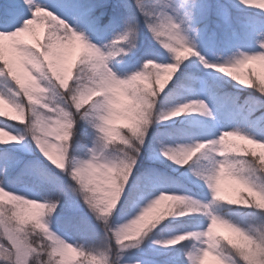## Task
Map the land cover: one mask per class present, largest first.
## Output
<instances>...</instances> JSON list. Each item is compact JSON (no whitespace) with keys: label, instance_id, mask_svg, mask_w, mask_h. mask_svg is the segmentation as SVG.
<instances>
[{"label":"clouds","instance_id":"obj_1","mask_svg":"<svg viewBox=\"0 0 264 264\" xmlns=\"http://www.w3.org/2000/svg\"><path fill=\"white\" fill-rule=\"evenodd\" d=\"M241 2L264 11V0ZM134 3L170 61L148 57L123 75L114 65L139 43L132 16L121 31L98 43L58 16L49 0H22L28 18L10 31L0 30V145L30 141L70 181L54 197L13 189L0 174V264H129L125 249L139 247L167 218L191 214L205 217L206 226L155 242H187L189 264H264V130L236 127L215 139L160 145L170 149L162 155L177 166L195 158L191 171L210 199L160 192L135 215L113 223L152 129L180 108L214 118L202 101L162 107L161 97L185 61L198 57L213 75L264 97V41L258 51L209 63L196 51L183 20L170 18L163 4ZM80 122L92 131L91 147L82 153L74 147ZM68 191L101 223L100 243L70 242L54 230ZM234 207L252 209L258 218L234 219L228 214Z\"/></svg>","mask_w":264,"mask_h":264},{"label":"trees","instance_id":"obj_2","mask_svg":"<svg viewBox=\"0 0 264 264\" xmlns=\"http://www.w3.org/2000/svg\"><path fill=\"white\" fill-rule=\"evenodd\" d=\"M178 1L184 23L193 30V33L197 32L199 36H202L204 33L208 34L210 32L215 34L217 32V30H209L208 16L215 12L216 5L220 2L228 4L234 18L233 23L226 27V33L228 35L234 36L240 34L241 36H245L251 34L252 36H256L258 28L253 20L250 19V16L257 15L260 18H264V11L247 7L242 4L241 0ZM49 3L52 8L63 13H67V8H72L78 20L76 22V25L79 27L78 30L86 32L94 40L98 41H107L117 32L121 31L125 20L135 13L139 25L138 48L128 57H125L123 60L118 59V62L115 63L114 69L121 75H123V66L130 64L133 58L146 50H152L164 56L165 61H170V56L152 40L145 28L144 17L137 10L134 0H49ZM4 4L5 0H0V5ZM148 4L149 6L155 5V0H148ZM156 7L158 8L160 6L156 5ZM116 20L117 22L114 27L116 31L112 32L110 26ZM232 26H235L238 31H233ZM89 27L93 28L94 32H89ZM222 36V34L218 35V40ZM226 40L228 42V37H226ZM196 51L206 59L203 52L198 49ZM206 60L208 61V59ZM190 77H194L198 81L206 82L211 86V89L202 90L194 95L187 88L178 87L179 81L177 85H173L171 82L161 97L163 101L162 107H174L177 102H184L188 97L196 99L200 95H203L205 101L212 106L216 117L222 124H231L235 127L253 131L264 130V97H260L252 89H241L238 86H234L227 77H221L220 74L213 75L211 70L205 69L200 63L199 58L195 56L183 63L182 70L179 73L180 81ZM169 92H172L175 96V99L172 101L163 99L165 94ZM228 112H232L231 118ZM216 124L209 117L201 115L200 113L190 112L162 122L153 128L149 133V138L145 143L140 159L125 190L124 198L120 204L122 208L126 206L125 202L130 207L135 203L136 199L141 197L143 192L156 186L154 176H158L161 181L167 184L177 186L179 192L176 194L191 196L201 201L207 196L210 197L204 183L191 171V167L195 164L194 157L192 161H189V165L180 167L161 155L159 149L161 144L176 145V143L167 141L165 130L175 131L178 128L184 127L196 129L208 133L207 137L209 138L207 140H209L216 132ZM91 141V129L83 122H80L77 125L74 147L78 152L82 153L84 146L91 147ZM192 143H194L192 140L187 142V144ZM26 144L35 147L30 141L26 142ZM39 156L41 158L33 159L29 167L26 168V172L25 170L21 171L24 172L22 174H19L20 171L15 173L17 168L12 170L15 166L13 162L8 164L9 166L0 169V174L7 177L8 184L13 189L24 188L55 195L54 185L50 177H55L57 183L62 185H65L64 179L58 170L53 168L41 154ZM72 198L73 196L70 192H66L61 197L53 227L57 232L68 237L71 241L100 243L103 238V228L96 227L91 220L84 216L67 212L68 206L73 205L71 202ZM228 214L234 219L241 221H246L249 218H258L254 210L242 207H234ZM128 218L130 217L120 216L116 222L121 223ZM204 223H207V219L200 214H191L179 218L169 217L154 229L156 234L154 233L151 239L153 241L160 240L161 234H159V230L162 228L161 225L186 230L198 228ZM184 243L186 244L187 242ZM181 247L178 244L170 246L169 249L161 248L163 251L161 255L166 258L164 261L170 264H188L183 256V252L180 250Z\"/></svg>","mask_w":264,"mask_h":264},{"label":"rangeland","instance_id":"obj_3","mask_svg":"<svg viewBox=\"0 0 264 264\" xmlns=\"http://www.w3.org/2000/svg\"><path fill=\"white\" fill-rule=\"evenodd\" d=\"M169 3L175 8V11L173 12L172 8H168L166 9L168 13L170 15H173L175 18L181 19L184 21V18L180 10L179 1L169 0ZM67 12L69 13V15L67 14L61 15V13L59 12H57V14L60 15L63 19H65L74 28L79 29V27L76 25V22L78 20L76 19V15H74L75 13L74 10L72 8H69V9L67 8ZM250 19L253 20L254 24L258 28L256 36H252L251 34H247L245 36H241L240 34L239 35L236 34L234 36L228 35L226 33V27L233 23L234 18H233V15L231 14L230 7L227 4L220 2L219 4L216 5L215 12L212 15L208 16V23L210 25L209 30H214V31L217 30L215 34H212L209 32L208 34L204 33L202 36H199L197 35V32L193 33V30L190 29L188 26H186L185 23L182 25V27L186 31L187 36L189 37L190 41L195 44L196 49L203 50L206 58L208 59L210 63H216V62H222L225 59L230 58L231 56L237 54L240 51L252 52V51L260 50L258 47V42L264 41V18H260L257 15H252L250 16ZM116 22L117 20L113 22L112 26H110L111 27L110 30L112 32L116 31V29L114 30ZM232 29L233 31H238L235 26H232ZM220 34H222L223 36L220 37L218 40L217 36ZM226 37H228V42L226 40ZM94 41L98 43L100 42L98 40H94ZM253 41H255L254 44H252ZM148 57H155L161 61H165L164 56L159 55L156 52H153L152 50H146L145 52H142V54L140 53L137 57L133 58L130 64L123 66L122 68L123 74L129 73L139 68L142 61ZM191 99H194V98L188 97L187 100H191ZM199 99H202L205 102L203 96L199 97ZM205 104L209 107V109L212 111L214 115V118H210L211 121L217 122L216 132L211 139L218 137L222 131L232 130L236 128L234 125H231V124H227V125L221 124L218 121L217 117L215 116V113L213 112L212 107L207 102H205ZM228 115L231 118L232 112H228ZM165 136L168 142L176 143V144H187V142H189L190 140L196 142V141H203V140L208 139L207 138L208 133L198 131L196 129H189L187 127L178 128L175 131L165 130ZM0 153L6 154L8 158V164L13 162L15 166L12 170L17 168L15 170V173L20 171L19 174L24 173V172H21L24 170L26 172V168L29 167V165L31 164V161L33 159H39L40 157L39 156L40 154L36 150V148L33 146H29L26 143L19 144V145L17 144L0 145ZM2 168H5V167L2 164H0V169ZM60 175L64 179L65 185L70 183V181L67 180V177H65L61 173ZM159 179L160 178L158 176H154V180L156 181V186H154L152 189L146 190L145 192H143L140 198L136 199L134 203V204H137L136 211H138L139 207H142L144 204H146L149 199H152L160 191H165V192H170V193H175V194L179 192L177 186L167 184L166 182L161 181ZM149 192L152 194L151 196L146 195V193H149ZM71 195L73 196L72 198L73 201L71 200L73 205L68 206L67 212L68 213L70 212L72 214L77 213L78 216L80 215L84 216L87 219L91 220L92 223H94L96 227L102 228L101 223L96 220L95 216L88 210V208L84 205L83 201L78 196L73 195L72 193ZM207 197L203 198L202 201L207 202L210 199V197L208 198ZM119 209H122L121 205L119 206L117 212L115 213V216L113 219L114 224H118L116 220L120 216L131 217L130 215H125V213L123 211H120ZM206 224L207 223H204L198 228L186 229V230L164 226L160 228L159 230L160 231L159 234H161L160 239L170 238L173 235H177L182 232L189 231V230L202 229L206 226ZM54 230L56 229L54 228ZM154 231L155 230L148 233V235L143 238V243H141L139 247H132V248H129L126 252H124V260L129 262V264H134V262H138V264H170L167 261H164L166 258H164V256L162 257L161 255L163 252L161 250V247L154 244L153 240L151 239L153 234L154 233L156 234V232ZM65 238L68 239L70 242H72L68 237H65Z\"/></svg>","mask_w":264,"mask_h":264},{"label":"snow or ice","instance_id":"obj_4","mask_svg":"<svg viewBox=\"0 0 264 264\" xmlns=\"http://www.w3.org/2000/svg\"><path fill=\"white\" fill-rule=\"evenodd\" d=\"M138 2H139V0H138ZM155 3L156 4H163L165 9L172 8L173 12L175 11V8L169 3V0H155ZM53 11H55V10H53ZM166 12H167V14H169L167 10H166ZM56 14H57V12H56ZM29 15L30 14L28 13V11L23 7L22 0H5V4L4 5H0V30L10 31V30H12V29H14L16 27H19L21 25V23L23 22V20L28 18ZM58 16H60V15H58ZM132 17L136 18L135 13H133ZM169 17L170 18H175L173 15H170V14H169ZM88 31L89 32H94V29L89 27ZM97 39H99V37H97ZM204 60L207 61L205 58H204ZM181 70H182V65H181L179 71L176 73L175 78L172 80V84L173 85H177V82L179 81L178 87L187 88L194 95L198 94L202 90H205V89L210 90L211 89V86L209 84H207L206 82H203V81H198L194 77H190V78H187V79H185L183 81H180L179 73L181 72ZM163 99L167 100V101H172V100L175 99V96L173 95L172 92H169V93L165 94ZM201 101L204 102L202 99H199V98L191 99V100H185L184 102H177L175 104V106H178V105H190L192 102H201ZM162 103H163V101H162ZM190 112L200 113V112H197V111H185L183 108H180L179 109V114L173 113L172 118L179 117V116H181V114L190 113ZM171 119H169V120H171ZM169 120H165V121H162V122H166V121H169ZM227 131H231V130H226V131H222V132H227ZM203 141H205V140H203ZM161 145H163V144H161ZM159 150H160V153L162 155V153L164 151H169L170 149H168L166 147H163V146H160ZM0 164H2L4 167L8 166V158H7L6 154H4V153H0ZM186 165H189V164H186ZM50 179H51V181H52V183L54 185V190H55V195H52V194H50V195L55 197L60 192H63V191L66 190L65 185L57 183V180H56L55 177H50ZM160 192H165V191H160ZM160 192H158L156 195H158ZM168 193H170V192H168ZM146 195L147 196H151L152 194L149 192V193H146ZM125 205L126 206L124 208L119 209V210L123 211L125 213V215H130V216L135 215L137 204H133V205H131L129 207V206H127V202H125ZM163 226L164 225H161V227H163ZM182 233H180V234H182ZM177 235H179V234H177ZM155 241L156 240L153 241L154 244H156V245H158V246H160L161 248H164V249H169L170 246L178 245V244H173V245L165 246L163 243H156ZM125 243H127V241ZM180 245L182 246L180 250L183 252V256H184V250L186 248V244L183 242V243H180ZM128 249H125L124 252H126ZM0 254H2V253H0ZM188 264H189V262H188Z\"/></svg>","mask_w":264,"mask_h":264},{"label":"bare ground","instance_id":"obj_5","mask_svg":"<svg viewBox=\"0 0 264 264\" xmlns=\"http://www.w3.org/2000/svg\"><path fill=\"white\" fill-rule=\"evenodd\" d=\"M190 129V128H189Z\"/></svg>","mask_w":264,"mask_h":264}]
</instances>
